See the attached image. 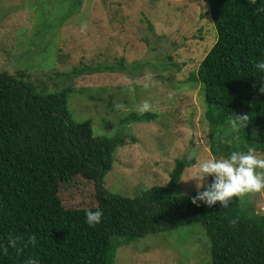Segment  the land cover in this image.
I'll list each match as a JSON object with an SVG mask.
<instances>
[{
	"label": "trees",
	"instance_id": "trees-1",
	"mask_svg": "<svg viewBox=\"0 0 264 264\" xmlns=\"http://www.w3.org/2000/svg\"><path fill=\"white\" fill-rule=\"evenodd\" d=\"M81 1L68 2L59 27L78 12ZM261 8L264 0L255 5L249 0H210L217 40L191 79L202 85L215 155L216 145L225 156L246 151V143L256 151L264 149V94L258 91L264 76L254 67L264 60ZM124 61L121 57L117 65L75 67L62 75L123 71ZM24 73L0 71V264H113L126 241L191 223H200L209 236L212 264H264V214L252 211V204L243 206L233 197L227 208L219 202L197 206L190 200L195 193H174L193 160L177 159L166 185L133 197L107 191L103 179L116 150L127 142L126 132L96 136L90 119L72 117L68 98L75 88L48 92L36 88ZM232 110L252 121L236 132L245 143L240 149L220 136L233 119ZM155 117L146 111L130 113L122 121ZM89 209L103 213L94 227L85 223Z\"/></svg>",
	"mask_w": 264,
	"mask_h": 264
},
{
	"label": "rangeland",
	"instance_id": "rangeland-1",
	"mask_svg": "<svg viewBox=\"0 0 264 264\" xmlns=\"http://www.w3.org/2000/svg\"><path fill=\"white\" fill-rule=\"evenodd\" d=\"M69 1L0 0V71L23 70L26 80L48 92L70 85L75 92L68 106L76 121L90 119L96 136L126 132L127 142L116 150L103 179L110 193L133 197L166 185L176 160L191 154L193 164L174 193L194 194V182L184 180L197 162L225 156L218 145V155L212 152L202 85L191 79L217 40L210 0H82L78 12L59 27ZM121 57L123 71L62 75L85 65H117ZM143 102L156 117L123 123ZM223 131L220 136L229 144L236 142L238 149L245 144L229 123ZM256 152L264 156V149ZM240 201L264 214V190ZM126 242L113 264H212L210 239L200 223Z\"/></svg>",
	"mask_w": 264,
	"mask_h": 264
},
{
	"label": "clouds",
	"instance_id": "clouds-1",
	"mask_svg": "<svg viewBox=\"0 0 264 264\" xmlns=\"http://www.w3.org/2000/svg\"><path fill=\"white\" fill-rule=\"evenodd\" d=\"M249 3L255 5L257 0H249ZM260 11L264 12V8ZM254 67L260 76H264V60H257ZM258 91L264 94V83H261ZM137 110L142 114L150 110V105L143 102ZM247 121V115H235L229 124L233 131H239ZM186 159L192 160L193 157L188 154ZM189 180L194 182L196 188L195 195L190 197L193 204L199 206V203H203L211 207L219 202L222 208H227L233 197L240 198L264 190V156L249 147L246 151H232L227 156L201 159L184 181ZM102 215L100 209L85 210V223L94 227L101 222ZM229 223L235 224L236 221L231 220ZM29 240L34 242L35 237L30 236ZM29 264H35V261H29Z\"/></svg>",
	"mask_w": 264,
	"mask_h": 264
}]
</instances>
